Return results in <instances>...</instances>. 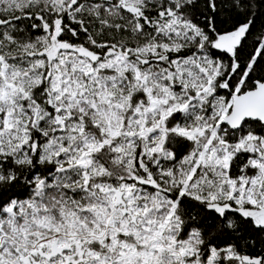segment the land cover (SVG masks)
I'll use <instances>...</instances> for the list:
<instances>
[{
  "label": "snow or ice",
  "instance_id": "obj_1",
  "mask_svg": "<svg viewBox=\"0 0 264 264\" xmlns=\"http://www.w3.org/2000/svg\"><path fill=\"white\" fill-rule=\"evenodd\" d=\"M0 264H264V0H0Z\"/></svg>",
  "mask_w": 264,
  "mask_h": 264
}]
</instances>
